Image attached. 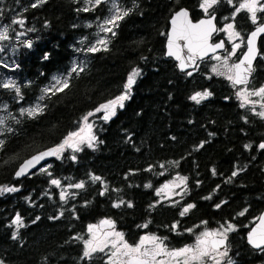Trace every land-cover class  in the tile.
<instances>
[{"label":"trees","instance_id":"16d2710c","mask_svg":"<svg viewBox=\"0 0 264 264\" xmlns=\"http://www.w3.org/2000/svg\"><path fill=\"white\" fill-rule=\"evenodd\" d=\"M201 2L116 0L117 15L125 10L129 15L117 21L114 36L106 34L107 50L89 52L78 50L79 42L91 38L98 22L109 15L106 3L0 0V29L8 36L0 40V188L18 189L0 192L2 264H108L106 254L82 258L86 230L101 220L112 221L130 245L155 236L170 249L192 246L201 227L217 230L232 224L227 251H254L245 243V233L264 210V149L259 147L264 118L241 106V87L214 73L213 58L198 63L191 75L179 73L165 58L168 21L176 11L188 9L194 21L215 14L219 29L239 0H218L208 15ZM20 19L23 25L13 23ZM231 20L242 37L232 65L264 13L257 14L255 24L246 11ZM221 38L218 33L213 41ZM258 47L246 86L251 89L264 83V36ZM75 57L83 58V71L71 73L63 91L41 96ZM133 69L139 75L128 99L111 119L97 124L94 148L67 151L47 168L16 178L25 160L58 147L83 117L120 96ZM6 80L15 82L19 95L2 86ZM205 91L210 95L199 103L191 99ZM37 100L39 114L21 115ZM93 176L101 180L93 181ZM175 177L184 179V194L177 201L158 203L155 191ZM53 179L60 185H53ZM79 183L84 187H73ZM188 205L193 207L181 215ZM17 215L22 227L12 224ZM256 263L264 264V254L257 255Z\"/></svg>","mask_w":264,"mask_h":264},{"label":"snow or ice","instance_id":"6c2138e0","mask_svg":"<svg viewBox=\"0 0 264 264\" xmlns=\"http://www.w3.org/2000/svg\"><path fill=\"white\" fill-rule=\"evenodd\" d=\"M45 0H39V3H44ZM104 0H95V4L93 6L100 5ZM218 3V0H202L200 7L204 10L205 15H208V10L211 9L214 5ZM228 3L231 4L232 0H228ZM32 7H37L36 3L32 4ZM113 7L116 8L117 6L113 2ZM242 9L247 10L251 15V20L255 24L257 21V12L264 13V3H261V0H244L243 3L239 5L238 8L235 9V12L232 15V18L234 19L236 14L239 13ZM89 9L86 7L82 9V11H88ZM129 15V11L125 10L123 11L122 15L113 14L108 19L104 20L103 23L100 25L101 31L108 33L111 32V34L114 36L116 33L113 31V28L118 27L117 21L124 19V17ZM215 19V16H211L208 19L201 20L198 24H193L190 20H188V13L185 10H181L175 14V16L172 18V25L173 29L172 32L169 34V52L168 54L175 55V52L173 51L176 41L177 40H185L187 43L184 45L189 49V51L193 54V57L199 55L201 59H203L204 56L207 55L209 51L215 52L217 49H221L224 47L223 42L216 43V44H208V39L211 37V35L214 32L218 31H224L228 34L229 41L233 39H240V33L234 30V25L232 23H228L225 25L224 28H217L216 25L213 23V20ZM225 19H228V17H225ZM13 23L23 25L24 20H16L13 21ZM106 25H111V27H106ZM264 33V26H258L255 31L251 33V35L247 39V47L248 51L244 54V58L240 60L239 63H234L231 66L228 65V59L225 58L222 61V65L226 69L224 73H219L218 69L216 67L213 68L214 72H218V74L225 75V78L232 82L233 85H245L248 83V76L253 71V65L252 61L255 59L256 56V50H255V40L256 37L260 34ZM20 35H23V33H20ZM7 30L4 32H0V40L7 39ZM193 41H195V45H193ZM97 44L104 45V50H107L106 45L107 41L104 39H98ZM31 43L27 45V47H31ZM239 44H233V50L239 48ZM101 49L97 47L96 45H93L92 47L88 48L87 51L89 52H98ZM233 53H230L231 55ZM47 54L45 55L44 59H47ZM213 59H216L218 61L221 60V57L219 56H213ZM177 59H180L179 56H177ZM181 70L184 69L185 65L181 63L180 65ZM80 71H83V67L81 66ZM72 73L77 72V69L75 67L71 70ZM139 75V71L136 69H133L132 73L128 77V81L125 84V91L126 93L130 92L132 84L135 82V77ZM188 75H191V73H188ZM56 85H59V87H55L54 91L59 92L63 91L64 89L69 87L67 79L64 80H56ZM6 89H14L17 95L20 94V88L16 86L14 81H9L7 83H3L2 85ZM51 89H45V93L49 92ZM210 95L209 92L205 91L203 93H196L194 96L191 97L192 100L196 101L197 103L200 102V100H203L207 98ZM237 95L241 97L243 107L245 103H248L247 97L248 96H258L264 99V86L260 87L259 89L251 92H244L240 91L237 92ZM128 99V95H121L117 98L108 101L105 104L100 105L95 111L96 112H103V119L105 121H108L111 119L112 116H114L115 109L117 105L119 107H123V101ZM261 108L264 109V104L261 105ZM42 111V109L37 106L36 108L31 109H22L21 115H24L25 112L29 117H34L35 115L39 114ZM94 115V113H88L87 116L83 117L84 125L88 129L89 133L91 132L92 125L88 123V117ZM261 118H264V111H261L257 113ZM4 124V120L0 119V127H2ZM85 128L82 127L80 129V132H74L71 133L64 142L59 145L55 149H50L47 152H42L38 156H34L31 160L26 161L20 169L16 172V176L20 177L25 174L26 170L29 167H34L36 163H39L40 160L44 159L47 156H57L59 158V153L63 151V149L67 147H71L73 151H79V143H83L85 140V137L81 136V132H84ZM76 142H73V141ZM95 140V137L89 134L87 136L88 146H93V141ZM2 141H0V147H2ZM202 146V145H201ZM245 147H249L246 145ZM259 147L261 149H264V143L260 144ZM75 159V157H73ZM237 175V172H233L232 176L235 177ZM93 181H100L101 178L99 176H93ZM53 185H60V181L53 179L51 181ZM180 183L183 184L184 180L181 179ZM179 186V185H177ZM75 188H83L84 184L79 183L73 185ZM165 187H168L165 185ZM18 191L15 187H4L0 188V192H16ZM101 195L104 193L101 192ZM65 198V194L61 193V200ZM131 207V204L128 205ZM114 207H119V205H114ZM193 205H188L184 211L181 213L183 215L185 212H187L190 208H192ZM217 207H220V205H217ZM246 211V210H245ZM239 215H244V212L239 213ZM39 219V217H37ZM261 225H264V216L260 217ZM104 225H107L109 228L114 229V225L112 221L105 220L101 222ZM12 224L23 226L21 222V217L19 215L16 216V218L12 221ZM92 225L89 226V232L91 233L93 231ZM146 227V225H145ZM173 228L176 227V225L172 226ZM235 231L232 224H227L226 228L222 231H214V232H203L200 237L197 238V243L193 247H186L182 248L178 251L168 252L167 255L172 257H184V264H189L190 261H201L202 258L208 257L211 255V253H216L219 257H227L228 251L225 244V241L227 240V234L229 232ZM106 237H115V240L112 241L111 247L114 249L108 256V264H116V260L113 258L119 257V256H127L130 257V259L127 261V264H148V260L146 258H154L156 255H159L161 253L165 252V249L162 247L163 241L155 236H144L141 237L140 242L133 246H130L128 243L124 242L123 234L120 232L112 231L105 234ZM210 237H219V239H208ZM13 239H16V234L13 233ZM249 243L252 244L254 247L259 248L261 244H264V232L261 233L259 237H257L256 230L254 229L253 232L249 234ZM146 244H151L152 250H144L142 249L145 247ZM85 250L83 252L82 258H91L92 255L96 252H104L105 249L108 247V240L106 239L102 244H94L92 240L85 241ZM223 247L224 251H219V249ZM132 254H136L135 256H132ZM215 260V264H220V260L216 259L215 256L212 257ZM2 264V262H0ZM227 264H232L231 259L227 261Z\"/></svg>","mask_w":264,"mask_h":264},{"label":"rangeland","instance_id":"374dc122","mask_svg":"<svg viewBox=\"0 0 264 264\" xmlns=\"http://www.w3.org/2000/svg\"><path fill=\"white\" fill-rule=\"evenodd\" d=\"M85 1H86V3L92 4V5L95 4V0H85ZM113 2L116 5V0H106V2H104V4L105 3L107 4L108 9L110 11L109 15H107L100 22H98L96 29L92 32L91 38H88V39L86 38V39L81 40L79 42L80 44L78 46V50L80 49L82 51H87V49L90 48V47H92L93 45H96L100 49L105 47L104 45L97 44V40L98 39H104V40L107 41V39H108V37L106 36L107 33L101 31L100 25L103 23L104 20L108 19L113 14H117V8H114L113 7ZM243 2H244V0H239L237 6L235 5V9L238 8L239 5L241 3H243ZM262 3H264V1ZM241 11H246L248 13V15L250 16V18H251V15H250V13L247 10L242 9ZM258 13L259 12H257V14ZM232 15L229 16L228 19H224L223 20V23H222V25H221L220 28H224L226 24L232 23V20H231L232 19ZM106 27H111V25H106ZM234 30L237 31L235 29V27H234ZM0 32H4V29H0ZM218 33L221 34V36L223 37L224 41L228 44V50H225L224 53L217 55V56L221 57V60L220 61H218L216 59H213L212 67L213 68L216 67L218 69L219 73H224L226 71V69L222 65V61L225 58H227L228 59V65L231 66L230 59L234 58V56L238 53L239 49L242 47V37L240 35V37H241L240 39H233V40L229 41L228 34L226 32H224V31H218L217 34ZM86 41H88V44L85 47H82V44L85 43ZM233 44H239L240 47L237 48V49H235V50H233ZM230 53H233V54L229 55ZM81 66L82 67L84 66L83 58L75 57L71 61L68 71L65 74H58L55 77H53L51 79V81L43 88V90L41 92V96L45 94V91H44L45 89H51L50 91H52V90L55 89V87H59V85H56L55 84V81L56 80H61L62 81L64 79H68V77L72 73L71 70H72L73 67H75L77 69V72H78L80 70ZM214 73L218 74V72H214ZM219 75L225 77V75H222V74H219ZM9 81H11V80H6L5 83H7ZM262 86H264V83H262L256 89H251V88H248V87L245 86V87L239 88L238 89V92H240V91L251 92V91H255V90L259 89ZM125 94L128 95L129 93H126L125 87H124L121 95H125ZM239 100H240V102L242 104L241 97H239ZM247 100H248V103H245L244 106L248 107L252 111V113H254L255 115H257V113H259L261 111H264V109L261 108V105L264 104V99H262L261 97H258V96H248L247 97ZM123 103H124V101H123ZM37 106H39V101L38 100L35 101L32 105H30V106H28V107H26L24 109L36 108ZM119 108H120L119 105H117V107L115 109V112ZM91 113H94V115L88 117V123H90L92 125L91 132L89 133L88 129L85 127L83 119L80 121L79 126L77 127V129L72 132V133H74V132H80V129L82 127L85 128L84 132H81V136L85 137V140H84L83 143H79L78 144L79 149H81L83 147L94 148L96 146V144H97V137L95 135L96 126H97V124L99 122L105 121L102 118L103 115H104L103 112L93 111ZM257 116H259V115H257ZM0 119H3L4 120V115H1V118ZM0 132H2V127H0ZM89 134H91L92 136L95 137V140L93 141V146L92 147H89L88 146L87 136ZM73 142H76V141L74 140ZM67 151H69L72 154H74V153L77 152V151H73V149L71 147H67L66 146L63 149V151L59 153V158H57V156H54V158L61 159L63 157L64 153L67 152ZM47 165L48 164H45L44 167L47 168L48 167ZM43 169H45V168H43ZM181 179H183V178H181V177H175L174 179L166 182L164 185H162L160 188H158L155 191V194H156L157 199H158L157 200L158 203L159 202H161V203H168L169 200L170 201H177L178 198H180L184 194V183L183 184L180 183V180ZM165 185H167L168 187H165ZM177 185H179V186H177ZM60 188L62 190L66 189V187H61V186H60ZM63 193L65 194V192H63ZM102 221H105V220H101L96 225H92L94 227H93V231L91 233L89 232V227L87 228L86 235H85V237L83 239V248L85 250L84 245H85V241H87V240H92L94 244H102L107 239L108 240V247L105 249V251L104 252H96V253L106 254L107 256H109L110 253L112 251H114V249L111 247V243H112L113 240H115V237H106L105 234L108 233V232H112V231H116V232H119V231H117L115 229V227L113 229V228H109L107 225L102 224L101 223ZM224 228H226V227H222V228L217 229V230H208V229H205V228H202L201 227L197 231V237H196L195 243L192 246H190V247H193L194 245H196L197 238L200 237L203 232H206V231L207 232L222 231V230H224ZM210 238H212V237H210ZM210 238H208V239H210ZM140 240H139V242H140ZM124 242H126L125 239H124ZM139 242H137L135 245H137ZM135 245H130V246H133L134 247ZM152 247L153 246L151 244H146L145 247L142 249V251H144V250L151 251L152 250ZM162 247L165 249V251H178V250L182 249V248H179V249H170V248H168V247L165 246L164 242L162 244ZM96 253H94V254H96ZM134 255L135 254H132V256H134ZM215 257H216V259H219L218 256H215ZM113 259L116 260V261H119V264H127V260L130 259V257H127V256H124V257L119 256V257H116V258H113ZM202 260H203V258H202ZM202 260L201 261H190L189 264H202ZM210 261L215 263V260L212 257H211ZM169 263H171V261L167 258L166 261L163 264H169Z\"/></svg>","mask_w":264,"mask_h":264},{"label":"water","instance_id":"95a60500","mask_svg":"<svg viewBox=\"0 0 264 264\" xmlns=\"http://www.w3.org/2000/svg\"><path fill=\"white\" fill-rule=\"evenodd\" d=\"M104 2H106V0H104ZM102 2V3H104ZM181 10H185L187 11L188 13V20H190L193 24H198L201 20H205V19H208L210 18L211 16H215V19L213 20V23L216 25V27L218 28L217 26V23H216V15L215 14H212L210 16H203L197 20H192L191 18V15H190V11L186 8H181L179 9L178 11H176L172 16L171 18L169 19L168 21V28H167V32H166V39H165V58H168V59H171L175 65H176V68L177 70L179 71V73H188V72H191L193 71L196 67H197V64L201 61H204V60H207L213 56H217L218 54H221L225 51V48H226V45H225V41L223 39H218L216 41H213V38L214 36L217 34V32H214L211 37L208 39V44H216V43H221L223 42L224 44V47L221 48V49H217L215 52H211L209 51L207 53L206 56L203 57V59L200 58L199 55L193 57V54L189 51V49L187 47H185L184 45L187 43V41L185 40H177L176 41V45L173 49V51L175 52V55H169L168 52H169V34L172 32V29H173V25H172V18L175 16V14ZM258 26H264V21L262 23H260L259 25H257L256 27H254L247 35H246V38H245V48H244V51L242 52V54L240 55V57L237 59L236 62L234 63H239L240 60H242L244 58V54L248 51V47H247V39L248 37L251 35V33L253 31L256 30V28ZM264 36V33H260L257 37H256V40H255V50H256V56H255V59H253L252 61V65H253V71L251 72V74L248 76V83L245 84V85H233L235 87H243V86H247L251 79H252V76H253V73H254V66H255V63H256V60L258 58V55H259V47H258V44H259V40ZM193 45H195V41H193ZM177 56L180 57V59H177ZM181 63H183L185 65L184 69L181 70ZM232 83V82H231ZM47 152V151H46ZM40 153L36 154V155H33L32 157H30L29 159L25 160L20 166L19 168L17 169V171L20 169V167L28 160H31L34 156H38ZM54 158V156H47L45 157L44 159L40 160L39 163H36L34 167H29L25 174L20 176V177H17L16 175V178H21V177H26V176H29L30 174L36 172L39 168H41L43 165L45 164H48L50 160H52ZM16 171V172H17ZM264 216V210L259 214V216L257 217V219L255 220V222L249 227V229L247 230V232L245 233V243L254 251H260L262 249H264V244H261V246L259 248L257 247H254L252 244L249 243V234L251 232H253V230L255 229L256 230V234H257V237H259L261 235L262 232H264V225H261V221H260V217ZM211 239H219V237H212L210 238ZM225 244H226V247H227V240L225 241ZM224 248L221 247L219 249V251H223Z\"/></svg>","mask_w":264,"mask_h":264},{"label":"flooded vegetation","instance_id":"af4514ba","mask_svg":"<svg viewBox=\"0 0 264 264\" xmlns=\"http://www.w3.org/2000/svg\"><path fill=\"white\" fill-rule=\"evenodd\" d=\"M227 243H228V234H227ZM168 252H173V251H165L164 253L156 255L154 258L151 257L146 258L148 260V264H163L167 258L171 261V263L169 264H184V259H185L184 257H172L167 255ZM262 254H264V251H228L227 257H219L216 253H211L210 256L203 258L202 264H215L214 262L210 261L211 257L213 256L219 257L220 264H227V261L229 259H231L232 264H257L256 263L257 255H262Z\"/></svg>","mask_w":264,"mask_h":264}]
</instances>
